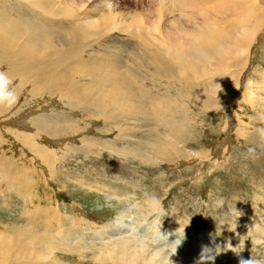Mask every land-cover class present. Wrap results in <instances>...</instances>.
<instances>
[{
  "label": "rangeland",
  "instance_id": "rangeland-1",
  "mask_svg": "<svg viewBox=\"0 0 264 264\" xmlns=\"http://www.w3.org/2000/svg\"><path fill=\"white\" fill-rule=\"evenodd\" d=\"M54 1L57 6L51 9L61 7L67 13L100 14L102 20L105 18V26L116 28L117 32H129L131 26H141L138 20L130 24V15L142 18L145 5L152 0ZM23 2L0 0V12L6 16L26 14L32 19L30 13L36 12L41 21L55 19L49 17V20ZM209 5L218 8L217 12L226 6L230 8L227 14L234 13L231 5H240L247 8L246 11L254 5L264 19V0H211ZM23 7L31 12L28 14ZM181 13L165 14L159 27L171 26L173 19H180ZM39 20L35 22L39 24ZM222 21L224 25L233 22L232 19ZM53 26L52 30H59ZM253 40L244 58L237 55L229 62L231 73L222 71L214 77L218 79V87L219 78L229 82L228 76L239 75L233 91L228 92L226 85L224 96L219 98L217 93L212 100L203 102L193 96L212 92L203 85L207 78L193 74L188 77V84H182L181 90L193 91V94L179 105L184 104L188 109L184 111L188 121L190 115L194 119L174 143L164 137L157 139L156 134L144 143L148 128L139 119L130 118L137 122L131 123L127 131L119 128L128 124V120L122 118L123 110L104 115L96 105L90 118L83 120L80 110L69 108L66 111L68 102L59 100L60 96L41 93L33 97L29 94L30 88L18 91L20 96L14 111L5 121H0V175L5 176H0V239L6 244L14 234L26 236V228L32 224L31 235L48 255L37 259L36 253L27 249V253L22 251L21 254L17 240L12 244L14 249L0 256L6 257L4 261L0 258V264H145L156 247L152 231L159 226L161 235H168V243L176 236L183 239L176 252L172 249L175 255L170 258L172 264H240L241 259L248 260L251 255L264 258V235L259 231L264 228V20ZM242 58H247L244 64ZM27 109L37 114L29 120L64 110L67 116L65 113L62 116L82 126L76 134L61 138H49L38 131L42 137L36 142L31 138L25 142L39 147L33 152L21 140L20 133L26 129L20 128V120L16 121L26 115ZM31 131L35 134L34 128ZM124 132L127 136L120 137ZM168 132L165 127H158L159 134L166 136ZM65 147L71 153L67 154ZM141 154L144 160L145 154H149L151 160L144 161L139 157ZM52 160L49 167L48 161ZM107 187L126 191L128 197L114 196ZM146 194L159 198L158 214L134 206L143 202ZM229 208L230 216L225 215L230 213ZM124 209L128 210L123 213ZM48 210L56 211L59 216L46 222L52 232L43 237L35 229L43 227L44 222L39 225L31 219L35 215L45 216ZM122 213L125 218L118 219ZM117 222L126 224L122 226V235H131L127 239L134 237L148 247L128 257L111 251L110 244L102 245L94 231L103 226L115 231L120 228ZM62 223L61 232H57ZM78 240L83 252L68 248L75 246L72 244ZM10 243L8 248H12ZM65 244L67 247L63 250Z\"/></svg>",
  "mask_w": 264,
  "mask_h": 264
},
{
  "label": "bare ground",
  "instance_id": "bare-ground-1",
  "mask_svg": "<svg viewBox=\"0 0 264 264\" xmlns=\"http://www.w3.org/2000/svg\"><path fill=\"white\" fill-rule=\"evenodd\" d=\"M18 1H24L32 10L48 19L49 17H55V19L53 22H46L43 19L41 21L37 18L36 12L32 13L30 9L24 7L27 13L33 14L34 20L26 14L16 13L6 16L0 12V71H6L13 77L14 83L19 85L18 91L20 92L30 88L29 94L33 97L41 93H46L51 97L60 96L59 100L68 102L66 111H69V108L80 110L84 117L83 120L90 118L96 105L104 115L123 110L125 113L122 118L124 121L128 120V124L126 127L125 124L118 127L125 128V131L129 130L131 123L137 122L129 120L130 118L145 122L144 127L148 128V131L147 135H144V143L154 134L158 136L157 139L164 137L174 143V139L191 125L193 115L189 114L192 117H189L188 121L184 113L188 109L184 104H179L193 94V91L180 89L183 87L182 84H188V77L193 74L207 78L208 81L205 84H200L212 90L207 94H195L193 96L195 100L207 102L212 100L217 93L220 98L225 95L226 85H228L226 87L228 92L235 89L239 75L234 74L233 78L231 75L228 76L229 82L226 78H219L221 81L218 83L221 84L218 87L216 86L218 79L214 80V77L219 72L229 71V62L237 55L242 57L248 51L264 20L263 14L254 5L249 7L248 11L240 5H231L233 14H230L231 12L227 14L226 11L230 8L227 9L226 6L221 5L223 10H220L226 15H219L223 12H217L218 8L213 9L209 5L211 0L188 2L186 0H152L145 5L146 9H144L145 12L143 11L142 18L138 19L139 17L135 18L134 14L130 15V24L138 20L137 24L141 23V26H131L132 30L129 32L121 30L117 32L116 28L104 25L105 18L102 20L103 18L99 17L100 14L91 15L84 11L76 14L67 13L60 6V8L51 9L52 6H57L54 0ZM177 12H182V15L179 14L180 19H173L171 26L164 24V27H159L165 14L172 15ZM212 13H214L213 18ZM64 15L68 16L65 18ZM231 19L233 22L228 25L226 21ZM35 20H39V24ZM222 20L226 22L225 25ZM53 25L59 27L58 32L51 29ZM130 44H134L135 47L128 46ZM123 54L125 56H122ZM243 58L242 63L247 59ZM176 79L179 81L176 82ZM19 96L18 93V98ZM157 101L158 106L156 107ZM16 104L11 108H0V121H5L6 116L14 111ZM66 111H56L54 113L57 114H47L42 117L35 116L29 120L31 116L37 114L27 109L26 115L16 120H20V128L26 129L25 132L20 133L21 140L24 144H27L25 142L28 138L36 142L38 137H42L38 131H43V136L49 138L76 134L82 125L78 126V123L62 116L64 113L67 116ZM160 126L168 129L166 136L158 133ZM32 128L35 134L31 131ZM119 136H127V134L124 132ZM28 146L33 152L39 148L33 145ZM161 146L162 144L159 145ZM173 150L176 151L175 148ZM65 151L67 154L71 153V150L67 148ZM190 154L197 157L194 153ZM139 157L143 159L144 155L141 154ZM150 157L149 154H145L146 160H143L150 161ZM57 161L58 158L54 160V163L56 164ZM52 162L53 160L48 161L49 167ZM0 176L5 177L3 174ZM107 189L113 191L112 194L117 197L124 198L129 194L119 189L114 190L109 187ZM127 210L124 209L123 213ZM51 211L48 210L45 216L35 215L31 219L39 225L40 222H44L43 227L35 229H38L43 237L52 232L51 228L46 226V222L56 220L59 216L56 211ZM123 213L118 216V219L125 218ZM118 222L115 224L120 228L115 231L110 226H103L94 231V235L102 240V245L110 244L111 251H119L124 256L133 257L134 252L143 251L147 244L133 239L134 237L127 239L131 235L120 233L122 226L126 224ZM64 223L58 226L57 232H61ZM28 227L26 236L19 233L14 234L12 240L9 239L8 244L6 242L8 246L5 241L2 243L3 239H0V256L3 252L14 249L12 244L17 243V240L21 254L22 251L23 254L27 253L25 252L27 249L34 251L36 253L34 257L36 256L37 259L48 255V251L42 250L31 235L33 225L30 224ZM54 233H52L53 238H55ZM57 235L62 236L59 233ZM9 243L12 248H8ZM72 245L75 246H69L70 250L83 252L80 240ZM66 247L65 244L63 250ZM0 258L2 261L6 259L5 255ZM20 258L27 259L22 255Z\"/></svg>",
  "mask_w": 264,
  "mask_h": 264
},
{
  "label": "clouds",
  "instance_id": "clouds-1",
  "mask_svg": "<svg viewBox=\"0 0 264 264\" xmlns=\"http://www.w3.org/2000/svg\"><path fill=\"white\" fill-rule=\"evenodd\" d=\"M18 87L19 85L14 83L13 77L10 76L6 71H0V108H11L13 107L18 100ZM253 151V149H249ZM142 207L150 212L159 213L160 210V201L157 196L154 194H146V198L139 205H134ZM230 209V208H229ZM231 209L229 214L230 216ZM160 226L154 228L153 230V243L156 245L151 251V254L147 257L145 264H172L170 257L172 254V249H176L182 243L183 239L178 238L171 243H168V237L161 235ZM260 234L264 235V228H261ZM239 255V254H237ZM240 264H264V258H257L251 255V258L248 260L241 259Z\"/></svg>",
  "mask_w": 264,
  "mask_h": 264
}]
</instances>
